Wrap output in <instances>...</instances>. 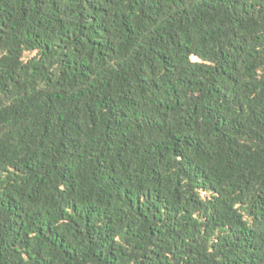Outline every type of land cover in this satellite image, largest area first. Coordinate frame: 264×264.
<instances>
[{"label":"trees","instance_id":"16d2710c","mask_svg":"<svg viewBox=\"0 0 264 264\" xmlns=\"http://www.w3.org/2000/svg\"><path fill=\"white\" fill-rule=\"evenodd\" d=\"M0 264H264V0H0Z\"/></svg>","mask_w":264,"mask_h":264},{"label":"rangeland","instance_id":"374dc122","mask_svg":"<svg viewBox=\"0 0 264 264\" xmlns=\"http://www.w3.org/2000/svg\"><path fill=\"white\" fill-rule=\"evenodd\" d=\"M194 60H196V59H194Z\"/></svg>","mask_w":264,"mask_h":264}]
</instances>
